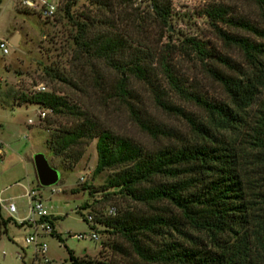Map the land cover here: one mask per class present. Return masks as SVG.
Returning <instances> with one entry per match:
<instances>
[{
    "label": "rangeland",
    "instance_id": "obj_1",
    "mask_svg": "<svg viewBox=\"0 0 264 264\" xmlns=\"http://www.w3.org/2000/svg\"><path fill=\"white\" fill-rule=\"evenodd\" d=\"M65 1L58 0L59 8L52 19L42 20L11 7L10 0H0V42L7 49L6 55L0 53V142L3 145L0 196L12 202L16 210L11 216L0 212L2 219H11L6 234L0 235V264H70L67 251L91 264H144L133 255L124 238L107 228L105 222L123 212L147 216L175 211L165 203L149 207L113 189H104L113 171L93 174L95 139L81 140L61 154L55 153V139L61 131L86 118L98 129L129 140L143 152L200 143L186 118L176 109L211 130L215 139H206V144L217 146L220 142L236 159L237 174L248 189V201L254 205L252 214L256 216V225L247 232L252 237L248 247L253 261L264 264V157L258 155L249 140L250 127L264 104V87L258 89L254 105L236 109L208 71L214 68L236 80H242L250 72L241 51L223 39L221 32L264 46V11L250 0H167L171 17L163 26L150 12L148 0H74L67 17L62 12ZM212 8L223 9L225 20H243L258 32L210 19L206 12ZM79 30L84 41L102 34L121 41L123 49L113 59L122 66V72L75 45ZM188 40L203 45L214 57L225 58L228 65L217 59L200 61L189 49ZM133 62L144 67L142 77L129 74L126 68ZM165 63L183 93L172 89L163 72ZM120 78H126L127 94L117 90ZM36 87L43 90L39 92L62 97L83 117L46 113L43 119H38L39 107L18 101L20 95L33 94ZM189 94L225 104L237 114L239 121L228 130L216 129L211 117ZM156 99L171 109L161 108ZM28 119L31 125H27ZM35 154H42L57 171L58 180L53 186L38 185L32 163ZM23 187L37 192L50 215L54 234L45 235L36 229V240L46 246L45 263L33 255L32 245L24 243L32 233L31 225L23 222L25 225L19 226L28 218ZM109 208L115 209V216H107ZM84 214L91 216V225L83 220ZM163 231L166 234L162 238L166 241L187 248L204 245L217 251L214 242L203 234L186 228H181L182 233L172 229ZM91 232L96 234V240L72 238L75 234ZM150 239L162 240L161 237Z\"/></svg>",
    "mask_w": 264,
    "mask_h": 264
},
{
    "label": "trees",
    "instance_id": "obj_2",
    "mask_svg": "<svg viewBox=\"0 0 264 264\" xmlns=\"http://www.w3.org/2000/svg\"><path fill=\"white\" fill-rule=\"evenodd\" d=\"M250 1L264 11V0ZM73 4L74 0L64 2L62 12L66 17ZM148 4L154 18L159 24L166 26L171 17L168 1L148 0ZM206 16L214 21L222 23L226 21V24L253 33L258 32L243 20L234 22L225 20L226 12L221 8H212L206 12ZM82 35V30H79L75 45L84 48L96 59L112 63L116 70L122 72V66L113 59V56L123 49L121 41L103 34L84 41ZM221 36L241 51L250 66V72L245 74L242 80H236L214 68L208 71L220 83L229 102L236 109L249 108L256 102L258 89L264 87V46L224 32H221ZM187 43L200 61L217 59L220 63L228 65L225 58L214 57L203 45L193 40H188ZM114 61L116 64L113 63ZM126 69L136 78L142 77L145 73L144 67L139 62L130 63ZM163 72L172 89L183 93L166 63ZM125 79L120 78L117 83V90L121 94H127ZM189 96L211 117L216 129L228 130L239 121L237 114L225 104L207 102L198 95L189 94ZM18 101L48 110L52 115H69L76 119L83 117L75 107L52 93L36 92L28 96L20 95ZM156 101L161 108L171 109V106L161 100L156 99ZM176 111L186 118L200 143H186L180 147L170 146L154 152H143L129 140L98 129L92 122L82 118L71 129L60 132L55 139L57 146L55 153L61 154L81 140L95 139L96 163L93 174L113 171L104 189H113L131 201L149 207L153 204L165 203L175 211L167 215L147 216L123 212L120 216L105 222L107 228L124 238L133 255L142 263L256 264L251 257L249 249L251 245L248 243L252 237L247 234L253 225H256V216L252 214L255 210L254 205L248 201V189L244 187L237 174L236 159L227 149L221 147L220 142L217 146L205 143L206 139H215L209 128L191 119L181 110L176 109ZM130 113L133 114L131 108ZM257 115L249 130V140L251 146L258 151V155L264 157V104L261 105ZM138 123L145 130H149L143 122L138 121ZM9 222H11L10 218L2 219L0 216V235L6 234V225ZM23 225L25 224H19V226ZM181 228L205 235L214 242L217 251H211L204 245H200L199 248H187L162 238L166 234L164 229L182 233ZM150 237L154 239L161 237L162 240H152ZM67 257L70 264H91L89 261L75 258L70 251H67Z\"/></svg>",
    "mask_w": 264,
    "mask_h": 264
},
{
    "label": "built area",
    "instance_id": "obj_3",
    "mask_svg": "<svg viewBox=\"0 0 264 264\" xmlns=\"http://www.w3.org/2000/svg\"><path fill=\"white\" fill-rule=\"evenodd\" d=\"M11 7H18L25 12L30 14H34L42 20L52 19L55 13L59 8L58 0H11ZM0 53L2 56L7 54L6 44L4 42H0ZM34 93L43 91L41 88L36 87L34 89ZM46 113H50L48 110L40 109L37 113L38 119H43ZM32 121L30 119L27 120V125H31ZM3 145L0 142V157L3 155L2 152ZM25 199L28 202V218L23 222H27L31 225L29 227L32 230V233L24 239V243L26 245L33 246V255L39 258L42 262H47L45 257L46 246L45 244L38 242L36 240L37 233L36 229L39 228L40 232L45 235H52L54 233V229L49 223L50 215L42 205L41 199L37 195V192L34 190H30L28 187H23ZM4 211L9 216L15 213V206L9 200H4L0 196V212ZM116 212L114 208H109L107 210V216L113 217ZM35 219V220H34ZM45 219V220H44ZM41 220L42 223H37L36 221ZM83 220L89 225L92 224V218L88 214L83 215ZM75 240H96L97 236L94 232H91L89 235L84 234H75L72 236Z\"/></svg>",
    "mask_w": 264,
    "mask_h": 264
},
{
    "label": "water",
    "instance_id": "obj_4",
    "mask_svg": "<svg viewBox=\"0 0 264 264\" xmlns=\"http://www.w3.org/2000/svg\"><path fill=\"white\" fill-rule=\"evenodd\" d=\"M16 39V35L13 36ZM32 163L36 175L37 183L40 187L47 188L56 184L58 173L51 168L42 154H35Z\"/></svg>",
    "mask_w": 264,
    "mask_h": 264
},
{
    "label": "crops",
    "instance_id": "obj_5",
    "mask_svg": "<svg viewBox=\"0 0 264 264\" xmlns=\"http://www.w3.org/2000/svg\"><path fill=\"white\" fill-rule=\"evenodd\" d=\"M10 2H11V0H10ZM11 39H12V38L10 37V38H9V42L11 41Z\"/></svg>",
    "mask_w": 264,
    "mask_h": 264
}]
</instances>
